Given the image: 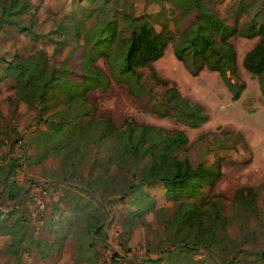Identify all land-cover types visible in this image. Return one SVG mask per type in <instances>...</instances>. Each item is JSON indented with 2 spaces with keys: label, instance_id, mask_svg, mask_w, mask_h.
I'll list each match as a JSON object with an SVG mask.
<instances>
[{
  "label": "rangeland",
  "instance_id": "rangeland-1",
  "mask_svg": "<svg viewBox=\"0 0 264 264\" xmlns=\"http://www.w3.org/2000/svg\"><path fill=\"white\" fill-rule=\"evenodd\" d=\"M27 1L24 10L4 19L1 10L8 0H0V264H220L200 245L213 232L209 247L225 258L234 241L242 243L243 252L226 264H264V258L250 252L264 249V186L256 190L264 180V165L252 161L251 150L264 151V99L255 94L256 76L236 58L259 38L248 35L246 25L260 5L264 8V0L199 1L237 28L227 38L235 50L234 65L226 70L229 80L255 79V88L248 86L234 102L229 90L224 94L227 88L217 70H212L215 76L195 79L185 66L189 54L184 61L172 52L180 38L192 33L197 13L192 0ZM140 13L153 33L171 34L159 57L136 66L147 91L134 87L131 75L114 76ZM110 19L111 38L95 45L104 34L98 35V28ZM212 33L218 46L219 32ZM38 50L47 58V69L54 67L55 79L61 66L78 75H67V90L48 88L36 100L31 87L37 83L22 85L14 71H5L2 60H28ZM202 68L211 70L205 62ZM81 72L98 76L79 84ZM81 87V96L69 97ZM176 95L190 106L200 104L206 120L190 126L174 108L158 102ZM127 120L137 129L146 124L182 130L187 140L176 155L187 152L210 169L201 188L185 199L215 201L223 222L212 229L209 217L201 216L204 224L197 232L191 228V237H198L186 239L198 244L180 251L172 241L170 220L178 200L165 196L161 182L142 180L149 153H122L118 135ZM100 128L111 133L97 136ZM11 154L20 162L15 182L3 178ZM132 181H139V187L130 193L126 187ZM243 186L254 189L236 194ZM99 219L100 238L93 233ZM14 223H22L21 242L19 231L9 229Z\"/></svg>",
  "mask_w": 264,
  "mask_h": 264
},
{
  "label": "trees",
  "instance_id": "trees-1",
  "mask_svg": "<svg viewBox=\"0 0 264 264\" xmlns=\"http://www.w3.org/2000/svg\"><path fill=\"white\" fill-rule=\"evenodd\" d=\"M200 0H192L194 6L197 9V13L194 17L193 30L191 35L187 38H180L173 46L172 52L174 56L180 60H186V52L189 54V64L185 63L187 70L191 74H196L204 65V62L211 70H217L221 76L223 83L226 85L230 92V98L236 99L242 88L244 87L243 80H229L226 70L229 66H233L235 62V50L231 43L227 41L228 36L237 32V28L234 25H229L218 19L213 13L207 11L201 6ZM28 5L27 0H8L6 6L1 10V16L4 19H8L11 15L17 14L24 10ZM260 7L254 12L251 20L246 25L248 35H258V40L254 45L248 49L242 57L243 67L254 74L257 78L258 89L262 95H264V8ZM134 18L138 19V26L135 29L130 30L127 38L126 45L117 58V68L115 70V78H119V74L131 75L134 87H139L144 91H147L146 85L136 75V66L143 65L148 61L156 59L160 56L163 47L167 41L171 39V34L153 33L145 18L144 13L138 14ZM254 22V23H253ZM112 19L107 20L105 24L98 28L97 40L94 44L103 39L111 38L112 31ZM2 24V23H0ZM212 30L219 32V45L214 44ZM250 32V33H249ZM36 53L28 57V60H2L5 66L6 72H15L16 81L22 85L36 82L37 84L32 86L31 92L36 100H39L43 93L48 88H59L61 90H67L69 80L67 75H78L71 69L67 70L64 66L58 67L61 70L59 79L52 77L54 67L47 69V58L41 51H35ZM191 64V66H190ZM66 70V71H65ZM65 71V72H62ZM112 73V69H110ZM97 73H84L81 72V77L78 80L79 84L82 81L89 82L97 78ZM58 77V76H57ZM73 78V77H72ZM56 80V84L52 83ZM82 86V85H80ZM82 88V87H81ZM84 87L78 92L68 93L69 97L81 96ZM131 90V89H130ZM149 91V90H148ZM150 92V91H149ZM161 105H168L186 118V122L190 126H196L199 122L205 121L207 113L201 110L200 104L188 105L186 101L176 95V99L163 98L158 99ZM164 115L165 112L161 111ZM39 113L36 118L38 119ZM151 132V133H150ZM111 133L107 128H100L98 135H107ZM119 143L124 148L122 153H131L137 155L139 152L144 151L151 156V162L149 163L145 175L142 176L144 181H159L164 188L165 196L170 199L178 200L176 209L173 212V217L170 222L173 224L174 237L173 242L176 243L178 250L184 248H190V245L198 244L196 241L187 243L186 239H196L198 236L191 237V228L194 226L197 232L199 227L204 224L201 216H208L211 221L212 229L218 222H223V217L218 211V205L215 201L207 198L201 202L194 203L192 200H186V197H190L201 188V183L206 180L204 177L208 174L210 169L204 166L201 162L195 166L190 165L188 158L183 156L179 158L176 155V151L179 146L186 142L187 137L182 130H164L161 127H153L146 124L139 125L138 129L131 124L130 120L125 121V127L119 132ZM9 161L7 167L4 170L3 178L8 179L9 182H15L13 179L14 170L19 166L18 156L9 155ZM218 171H216L217 173ZM139 187V181H132L127 187L126 191L133 193L135 189ZM254 188L252 186H243L236 189L238 195H244L243 190L251 192ZM144 195V194H143ZM137 198L131 197L130 203L134 204ZM137 209V207H136ZM132 214V211H129ZM101 219L95 221L97 225ZM16 225L10 226L13 230L19 231L18 240L21 242L23 236L22 223H14ZM185 227V229H184ZM93 233L98 238L102 233V224L93 228ZM216 238V234L213 232L208 242L200 243L201 246L207 249L214 259L218 260L220 264H226L227 260H231L236 257V254L243 252L244 248L240 243H235L229 250L228 257L219 255L213 248L209 247L212 240ZM200 240V238H199ZM252 254H256L260 258H264V249L259 251H250ZM156 261L155 259H152Z\"/></svg>",
  "mask_w": 264,
  "mask_h": 264
},
{
  "label": "crops",
  "instance_id": "crops-1",
  "mask_svg": "<svg viewBox=\"0 0 264 264\" xmlns=\"http://www.w3.org/2000/svg\"><path fill=\"white\" fill-rule=\"evenodd\" d=\"M242 57H243V53L241 54V53H237V55H236V58H237V60H238V62L241 64L240 66H243L242 65V63H241V61H242ZM244 68V67H243ZM245 69V68H244ZM204 69L203 68H201L199 71H198V73L197 74H195V75H191V77H193V78H195V79H197V78H199V76H201V75H205V74H207V75H211V74H215V73H213V71L212 70H208V69H206V71H203ZM206 72V73H205ZM248 72V71H247ZM250 73V72H249ZM215 76V75H214ZM218 81V80H217ZM243 81H244V87L242 88V90L240 91V94H239V96L236 98V99H234V100H232L231 98V101H238V100H240L241 98H242V94L248 89V86H250V87H254L255 88V79H245V78H243ZM220 81H218V83H219ZM215 84H217V83H215ZM219 84H221V83H219ZM219 86H221V85H219ZM256 86H257V88H258V83L256 84ZM227 88V87H226ZM259 90V89H258ZM225 93V95L226 96H228L227 95V92H228V89H225V91H224ZM256 93L255 94H257V97H258V99L261 101V99H264V95H262L261 93H260V91H255ZM229 96H230V92H229ZM251 150H252V161H254V162H256V161H259V164L261 163V164H263L264 165V151L261 149V151H258L257 150V148L256 147H251ZM190 155L186 152V157L188 158V161H189V163H190V165H192V166H195L197 163H199V162H201V160L198 158L195 162H193L192 160H191V158L189 157ZM202 163V162H201ZM262 186H264V180L262 181V182H260L258 185H257V188H256V190H259Z\"/></svg>",
  "mask_w": 264,
  "mask_h": 264
}]
</instances>
